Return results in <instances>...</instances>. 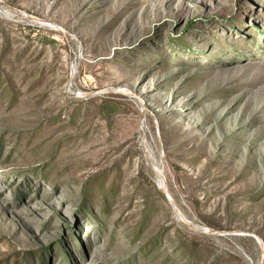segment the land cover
<instances>
[{
    "label": "rangeland",
    "instance_id": "374dc122",
    "mask_svg": "<svg viewBox=\"0 0 264 264\" xmlns=\"http://www.w3.org/2000/svg\"><path fill=\"white\" fill-rule=\"evenodd\" d=\"M0 264H264V0H0Z\"/></svg>",
    "mask_w": 264,
    "mask_h": 264
},
{
    "label": "bare ground",
    "instance_id": "6f19581e",
    "mask_svg": "<svg viewBox=\"0 0 264 264\" xmlns=\"http://www.w3.org/2000/svg\"><path fill=\"white\" fill-rule=\"evenodd\" d=\"M21 17V16H20ZM152 149V148H151ZM147 163V162H146ZM163 164V163H162ZM156 169H157V172H159V175H160V178L163 179L164 177V170L162 167H160L159 164H156ZM160 189L166 194L169 196V201L174 204L176 206V203H175V200H174V197L173 195L170 193L169 189H168V186H167V183L166 181L162 180L161 181V184H160ZM180 209V208H179Z\"/></svg>",
    "mask_w": 264,
    "mask_h": 264
}]
</instances>
